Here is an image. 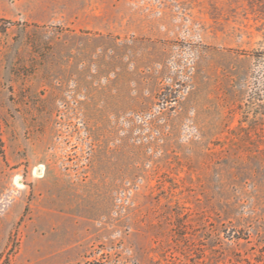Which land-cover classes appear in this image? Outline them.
Returning <instances> with one entry per match:
<instances>
[{
	"label": "rangeland",
	"instance_id": "1",
	"mask_svg": "<svg viewBox=\"0 0 264 264\" xmlns=\"http://www.w3.org/2000/svg\"><path fill=\"white\" fill-rule=\"evenodd\" d=\"M0 264H264V0H0Z\"/></svg>",
	"mask_w": 264,
	"mask_h": 264
}]
</instances>
